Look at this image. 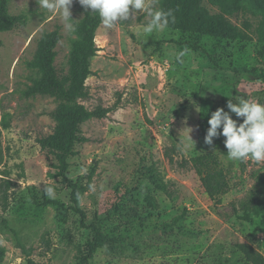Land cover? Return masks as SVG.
<instances>
[{
  "label": "rangeland",
  "instance_id": "rangeland-1",
  "mask_svg": "<svg viewBox=\"0 0 264 264\" xmlns=\"http://www.w3.org/2000/svg\"><path fill=\"white\" fill-rule=\"evenodd\" d=\"M202 5L223 14L211 0ZM8 12L25 22L0 33V264H82L95 226L104 240L89 264H251L218 238L224 227L264 256V214L251 221L218 215L192 164L200 155L218 158L229 184L222 205L239 209L264 195V162L229 160L223 136L212 146L204 142L211 114L229 111V100L264 104V81L238 72L264 70V0L225 16L243 39L171 28L146 33V11L113 29L100 26L94 74L80 103L118 106L106 119L80 126L78 137L86 140L68 159L72 183L86 186L96 168L91 187L78 195L84 219L73 209L71 189L55 176L57 161L37 143L55 133L52 114L60 102L26 95L41 78L33 64L39 40L59 29L56 68L63 77L76 33L59 11L39 8L37 0H8ZM71 12L76 26L91 10L74 0ZM46 186L54 188V199Z\"/></svg>",
  "mask_w": 264,
  "mask_h": 264
},
{
  "label": "trees",
  "instance_id": "trees-1",
  "mask_svg": "<svg viewBox=\"0 0 264 264\" xmlns=\"http://www.w3.org/2000/svg\"><path fill=\"white\" fill-rule=\"evenodd\" d=\"M158 9L171 11L168 28L184 32L211 35L221 38L243 39L244 34L233 26L225 17L233 15L244 8L250 0H211L214 5L220 6L223 14L211 15L202 5V0H154ZM25 22L24 16H12L8 12V0H0V33L10 31ZM98 14L87 12L82 21L76 24L77 39L73 42L69 56V74L61 77L56 68L57 47L62 40L59 29L45 34L38 42L34 56V66L41 72V78L34 81L26 92L28 97L53 96L60 105L52 114L57 123L55 133L37 141L43 151L53 156L57 161L54 165L55 176L71 189L73 209L84 219L85 214L79 206L78 195L85 192L91 185L96 168L87 174L86 186L81 183H72L67 178L69 168L68 159L75 154V144L86 139H79L80 126L92 119H106L118 105L112 107L97 106L88 108L80 100L88 97L87 81L94 74L91 61L97 57L99 49L96 45L97 31L100 28ZM264 38V20L260 28ZM239 73L248 74L264 81V70L254 71L238 70ZM170 162L175 160L171 156ZM193 167L201 179L206 194L216 202L217 214H226L242 221H251L252 217L264 214V195L250 200L238 209L235 205H222L220 200L229 192L227 175L219 168L217 157L205 154L192 160ZM163 190L167 186L160 183ZM5 226L8 227L6 222ZM95 240L89 246L88 254L82 264H89L103 243L104 235L99 227H93ZM218 238L228 246L239 251L247 262L251 264H264V256L254 249L248 242L228 227L222 228ZM29 264H35L29 261Z\"/></svg>",
  "mask_w": 264,
  "mask_h": 264
},
{
  "label": "clouds",
  "instance_id": "clouds-1",
  "mask_svg": "<svg viewBox=\"0 0 264 264\" xmlns=\"http://www.w3.org/2000/svg\"><path fill=\"white\" fill-rule=\"evenodd\" d=\"M73 2L74 0H37L39 8L52 13L59 11L66 29L70 32L76 31L71 12ZM79 3L86 10L90 9L91 13L98 14L101 25L106 29H113L121 22H129L137 12L146 11L150 22L144 26V31H164L168 28L169 18L172 16L171 11L157 9L155 5H150L148 0H79ZM187 52V49L181 51L177 60L182 63L181 58ZM227 108L229 111L219 108L211 114L205 144L212 146L214 138L223 136L226 138L224 145L228 150L229 160L264 162V104L246 99H239L236 103L229 100ZM232 114L242 118L243 122L234 120ZM189 140L193 142L191 135ZM44 193L49 199L55 198L53 187L46 186Z\"/></svg>",
  "mask_w": 264,
  "mask_h": 264
}]
</instances>
